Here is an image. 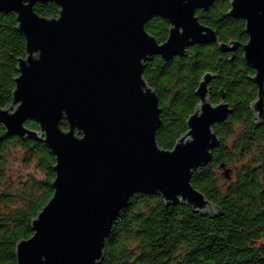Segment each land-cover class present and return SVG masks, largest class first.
I'll list each match as a JSON object with an SVG mask.
<instances>
[{
	"label": "water",
	"instance_id": "obj_1",
	"mask_svg": "<svg viewBox=\"0 0 264 264\" xmlns=\"http://www.w3.org/2000/svg\"><path fill=\"white\" fill-rule=\"evenodd\" d=\"M48 1L58 5L56 15L33 9ZM214 1L0 0V11L16 13L25 38L12 100L0 107V124L7 134L41 140L55 159L52 194L32 219V233L16 242L12 264H98L113 220L135 192L160 195L166 205L217 211L190 181L219 143L214 124L231 111L223 92L219 102L208 96L215 75H202L187 129L171 148L157 141L158 97L143 76L151 57L182 55L195 43L237 49V40L219 41L195 14ZM229 6L228 14L245 22L243 59L255 70L251 79L257 87L251 108L262 121L264 0H230ZM156 15L169 24L161 42L144 27ZM62 118L66 129L59 126ZM27 120L38 129L25 126ZM220 167L229 178L230 168Z\"/></svg>",
	"mask_w": 264,
	"mask_h": 264
},
{
	"label": "trees",
	"instance_id": "obj_2",
	"mask_svg": "<svg viewBox=\"0 0 264 264\" xmlns=\"http://www.w3.org/2000/svg\"><path fill=\"white\" fill-rule=\"evenodd\" d=\"M229 1L215 0L195 14L217 32L219 41L237 40V49L221 51L217 43L199 42L182 55L151 57L143 71L158 97L161 123L156 138L164 148H171L186 131L202 75H215L208 96L219 102L223 92L231 111L214 124L219 143L211 160L193 170L190 181L218 209L203 213L185 203L166 205L157 194L135 192L113 220L98 264H264V120L255 119L251 108L257 87L251 79L255 70L243 59L245 22L228 14ZM33 9L52 16L59 7L48 1L37 2ZM17 24L15 12L0 11V107L12 100L17 58L25 54ZM144 27L161 42L169 24L156 15ZM24 124L38 129L33 120ZM59 126L67 128L64 118ZM16 159L33 165L42 177L28 173L15 187H6L10 163ZM54 162L44 142L7 134L0 124V263H14L16 242L32 233L31 221L53 191ZM221 163L230 168L229 178Z\"/></svg>",
	"mask_w": 264,
	"mask_h": 264
},
{
	"label": "rangeland",
	"instance_id": "obj_3",
	"mask_svg": "<svg viewBox=\"0 0 264 264\" xmlns=\"http://www.w3.org/2000/svg\"><path fill=\"white\" fill-rule=\"evenodd\" d=\"M28 173H33L40 178L42 177V174L33 165L25 166L19 159L12 161L9 168V183H6V187H15V185H18L20 179L27 177Z\"/></svg>",
	"mask_w": 264,
	"mask_h": 264
}]
</instances>
